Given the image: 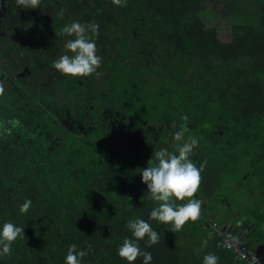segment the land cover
Wrapping results in <instances>:
<instances>
[{
    "label": "trees",
    "instance_id": "1",
    "mask_svg": "<svg viewBox=\"0 0 264 264\" xmlns=\"http://www.w3.org/2000/svg\"><path fill=\"white\" fill-rule=\"evenodd\" d=\"M72 21L99 25L102 63L88 77L51 66L68 54L62 28ZM13 33L14 50L48 70L31 89L0 59V126L10 129L0 131V228L10 221L25 236L0 264H65L73 244L88 252L81 264H127L118 248L136 218L160 236L138 242L151 264H202L208 253L242 264L217 247L213 222L253 251L264 243V0H226L219 17L202 0H41L37 9L0 0L7 55ZM182 125L184 140H198L190 159L206 164L194 197L201 216L173 233L149 220L158 205L139 174L153 152L176 151Z\"/></svg>",
    "mask_w": 264,
    "mask_h": 264
},
{
    "label": "clouds",
    "instance_id": "2",
    "mask_svg": "<svg viewBox=\"0 0 264 264\" xmlns=\"http://www.w3.org/2000/svg\"><path fill=\"white\" fill-rule=\"evenodd\" d=\"M18 6L37 9L41 0H16ZM117 7H126L127 0H112ZM64 9L59 12L63 18ZM99 25L95 22L82 24L72 21L62 28V34L68 39L65 48L68 54H64L52 62V67L62 75L69 77H88L97 73L101 67L102 57L97 54L95 40L98 35ZM4 94L3 83L0 82V96ZM187 120V116L183 117ZM13 128L18 127V120L8 122ZM174 126V125H173ZM0 126V131H9ZM188 131L186 125L175 132V141H183L176 145V151L161 148L153 152L148 166L140 170L142 183L147 186L148 198L157 203L149 214V220L158 221L164 225H171L170 231L177 233L189 222L197 221L201 216L202 201L195 199L199 190L202 177L201 172L205 167L202 163L198 168L190 159L193 149L198 146V140L189 136L184 140ZM153 160L155 163H153ZM178 201H186L177 203ZM31 200L26 199L19 210L27 213L31 207ZM131 232V238H125L118 248L119 257L127 264H133L138 257H143V264H151L150 252L141 250L138 242L147 237V247L158 244L159 233L153 230L148 220L142 218L130 219L126 225ZM24 228L18 227L12 222H5L0 228V257L11 254V246L18 238H23ZM207 241H204L206 246ZM91 248V245L88 246ZM88 255L86 250L78 249L76 245H70L65 255V264H81L82 258ZM202 264H218V257L214 253L204 256ZM258 264V261H257Z\"/></svg>",
    "mask_w": 264,
    "mask_h": 264
},
{
    "label": "rangeland",
    "instance_id": "3",
    "mask_svg": "<svg viewBox=\"0 0 264 264\" xmlns=\"http://www.w3.org/2000/svg\"><path fill=\"white\" fill-rule=\"evenodd\" d=\"M225 8H226V0H202V10L209 15H214L219 17L223 15V13L225 12ZM15 39H16V34L14 33L13 35L11 34L5 37L4 39L5 45L3 47L4 48L7 47L9 50H11L12 53L7 55L6 50L1 48L0 59H5V58L8 59V61L5 62V66L8 67V70L14 67H16V69H19L18 71L19 76H23L25 78L24 80L25 85L31 89H36L35 87L38 84H40L46 77V71L48 70V68L45 67L44 62L36 61L31 56L21 57L20 50H14L17 49L15 46L16 43ZM3 55L5 57H2ZM2 64L4 65V63ZM12 73L15 74L14 72ZM217 247L222 248L220 244H217ZM254 250L259 255L258 256L259 259L264 264V243L259 245Z\"/></svg>",
    "mask_w": 264,
    "mask_h": 264
},
{
    "label": "built area",
    "instance_id": "4",
    "mask_svg": "<svg viewBox=\"0 0 264 264\" xmlns=\"http://www.w3.org/2000/svg\"><path fill=\"white\" fill-rule=\"evenodd\" d=\"M213 233L220 240L222 247L230 251L236 256L237 259L242 261L244 264H263L259 259V255L248 248L238 237H236L232 232L226 228H222L215 222L212 223Z\"/></svg>",
    "mask_w": 264,
    "mask_h": 264
},
{
    "label": "crops",
    "instance_id": "5",
    "mask_svg": "<svg viewBox=\"0 0 264 264\" xmlns=\"http://www.w3.org/2000/svg\"><path fill=\"white\" fill-rule=\"evenodd\" d=\"M242 264H244V263L242 262Z\"/></svg>",
    "mask_w": 264,
    "mask_h": 264
}]
</instances>
